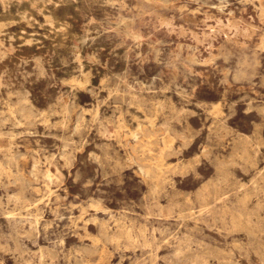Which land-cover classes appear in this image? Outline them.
Returning a JSON list of instances; mask_svg holds the SVG:
<instances>
[{"label": "rangeland", "instance_id": "obj_1", "mask_svg": "<svg viewBox=\"0 0 264 264\" xmlns=\"http://www.w3.org/2000/svg\"><path fill=\"white\" fill-rule=\"evenodd\" d=\"M0 159V264H264V0H0Z\"/></svg>", "mask_w": 264, "mask_h": 264}, {"label": "bare ground", "instance_id": "obj_2", "mask_svg": "<svg viewBox=\"0 0 264 264\" xmlns=\"http://www.w3.org/2000/svg\"><path fill=\"white\" fill-rule=\"evenodd\" d=\"M27 11V10H26ZM20 12V11H19ZM13 15V14H12ZM11 21H13V20H11ZM5 22V21H4ZM20 22V21H19ZM45 23V22H44ZM32 24V23H31ZM66 27V26H65ZM58 36V35H57ZM4 38V37H3ZM30 39V38H29ZM27 41V40H26ZM12 79V78H11ZM74 93V92H73ZM22 107H23V105H22ZM23 109V108H22ZM22 111V110H21ZM84 111V110H83ZM23 112V111H22ZM69 118V117H68ZM100 122V121H99ZM146 125V124H145ZM102 126V125H101ZM148 128V127H147ZM101 131V130H100ZM147 133V132H146ZM105 137V136H104ZM33 148V147H32ZM152 157V156H151ZM1 160V159H0ZM141 162V161H140ZM10 163V162H9ZM36 163V162H35ZM3 164H4V162H3ZM146 165V164H145ZM33 167H35V166H33ZM148 167V166H147ZM2 168V167H1ZM3 169V168H2ZM148 169V168H147ZM146 169V170H147ZM11 170V169H10ZM149 170V169H148ZM155 171V170H154ZM3 172V171H2ZM23 173V172H22ZM149 173V172H148ZM155 177H157V176H155ZM27 185V184H26ZM5 210V209H4ZM121 222V221H120ZM143 225V224H142ZM118 227V226H117ZM130 227V226H129ZM134 227V226H133ZM132 231V230H131ZM140 231V230H139ZM20 232V231H19ZM131 234V233H130ZM4 236V235H3ZM11 236V235H10ZM119 236V235H118ZM115 238V237H114ZM130 239V238H129ZM131 239H132V237H131ZM144 239V238H143ZM166 240V239H165ZM164 242V241H163ZM130 243V242H129ZM137 243V242H136ZM108 244V243H107ZM156 244V243H155ZM161 244V243H160ZM4 245V244H3ZM73 245V244H72ZM130 247V246H129ZM15 249V248H14ZM136 249V248H135ZM42 256V255H41ZM47 256V255H46ZM51 256V255H50ZM52 258V257H51ZM156 258V257H155ZM44 264V263H43Z\"/></svg>", "mask_w": 264, "mask_h": 264}]
</instances>
